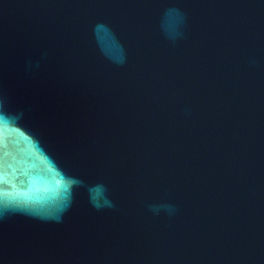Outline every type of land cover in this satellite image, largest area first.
Segmentation results:
<instances>
[{"label":"water","instance_id":"95a60500","mask_svg":"<svg viewBox=\"0 0 264 264\" xmlns=\"http://www.w3.org/2000/svg\"><path fill=\"white\" fill-rule=\"evenodd\" d=\"M0 264H264V0H0Z\"/></svg>","mask_w":264,"mask_h":264}]
</instances>
